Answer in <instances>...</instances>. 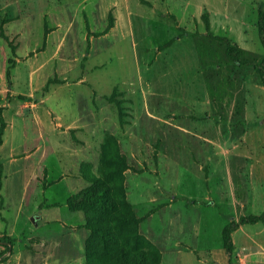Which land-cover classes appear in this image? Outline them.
<instances>
[{"label":"rangeland","instance_id":"obj_1","mask_svg":"<svg viewBox=\"0 0 264 264\" xmlns=\"http://www.w3.org/2000/svg\"><path fill=\"white\" fill-rule=\"evenodd\" d=\"M124 1L133 24L116 46L107 34L118 0H0V264H86L90 230L67 199L89 185L87 174L137 220L142 248L161 257L182 249L187 264H264V220L239 225L232 253L224 249L225 226L264 203L253 204L258 183L243 159L231 160L229 179L225 158L213 156L225 149L227 114L247 100V68L264 56L249 30L257 40L233 61L214 18L228 6L255 23L264 0H177L172 26L138 18L140 7L160 17L167 2ZM184 5L194 13H177ZM169 53L180 86L200 78L194 57L201 66L198 101L211 115L184 111L178 122L192 132L173 125V105L159 93L174 81L157 69ZM192 231L201 233L198 248Z\"/></svg>","mask_w":264,"mask_h":264},{"label":"crops","instance_id":"obj_2","mask_svg":"<svg viewBox=\"0 0 264 264\" xmlns=\"http://www.w3.org/2000/svg\"><path fill=\"white\" fill-rule=\"evenodd\" d=\"M152 1V0H148ZM163 2H167L169 7L164 9L161 12V16H157L156 8H153L155 11L151 12L149 9L140 7L138 10L139 12V20L145 21L144 23L148 24L150 21L157 20V21H167L173 25V19L171 15H173V5L177 7V0H161ZM125 3V4H124ZM142 8V9H141ZM179 10V7L177 8ZM195 9L191 5H184L177 11V13L181 12L183 15L193 14ZM132 12L131 7L127 2L124 0H118L116 3L115 8L113 9V15L115 18V24L110 29V33L107 35L115 37L118 41L116 46L119 45L120 39L127 36L125 30L128 28H132L133 20H132ZM151 13H155V17H152ZM218 14L214 19L217 21L219 25L216 27V23L214 25L215 30L218 33H223L221 35L228 37L233 43H235L238 47L245 51H251L252 42L256 41L257 39L254 37H249V30L251 33H257V26L255 23H247L246 18L243 17H231L232 14L231 8L228 6L224 7L221 11H218ZM186 19V18H185ZM147 21V22H146ZM168 24V25H170ZM130 34V29H129ZM165 57H171L169 53ZM170 64L165 63L163 66H158V72L160 71L164 77L170 76L171 79L174 81L171 82V85L168 89L164 91H160L159 93L164 98L166 97L167 100H170L172 103L171 108V122L173 125L180 127L181 129L186 130L187 132H192L189 129H185L182 127V123H179V117L184 115V111H194V115L196 116H206L207 120L210 119V107H206L203 103H201L198 98V94L203 90L204 79L202 77L201 66L198 62H196V58L194 57L192 71L194 74L198 73L200 75L199 80H194L191 82V86L188 84L181 85L177 81L179 79V74L175 73V69L173 66V60L169 59ZM169 66V70L167 67ZM174 70H171V69ZM163 69V70H162ZM247 75H251V78H247L248 76H244L241 83V88H244V91L247 95V100L242 106L239 108V114L237 115V111L235 110L237 107L234 104L231 111L227 114V118L225 119L227 125V137L224 140L226 142L225 149L223 150H214L213 156L219 155L222 158H225L227 171H228V178L230 179L231 175L234 173L231 166V160L234 158L243 159L244 165L250 166V174H251V181H256L258 183L257 190L253 196L255 200L253 204L256 205L257 203H264V101L260 99V95L264 93V86L259 84L257 79L256 70L253 68H247ZM246 77V78H245ZM196 79V77H195ZM188 119V118H187ZM224 119V118H223ZM222 119V120H223ZM201 119H197L196 124H201ZM240 127L239 132L233 131L236 127ZM180 132H183L180 130ZM196 135L200 137L201 141L207 139L210 140V137L203 134L202 130L197 132ZM210 152V153H209ZM208 153L210 157L212 156V151L203 149L201 154ZM181 196L184 195L180 193ZM234 201H236L237 196L233 193L232 196ZM258 205V204H257ZM264 211V206L261 208L260 212L257 214L252 215H259ZM264 220V219H263ZM262 220V221H263ZM259 221V222H262ZM256 222V223H259ZM254 223V224H256ZM181 231H178V233ZM180 234H184L182 231ZM188 234H191L193 238H195V245L197 248L199 247L198 239L201 238V233L197 231H192ZM194 247V245H193ZM179 252V259H183L182 264H187V257L183 258L184 251L182 249H176L168 254L163 253L161 257L160 264H174L176 259L178 258L174 252ZM191 251V250H190ZM184 252V253H183ZM191 253L194 255V251L192 250Z\"/></svg>","mask_w":264,"mask_h":264},{"label":"trees","instance_id":"obj_3","mask_svg":"<svg viewBox=\"0 0 264 264\" xmlns=\"http://www.w3.org/2000/svg\"><path fill=\"white\" fill-rule=\"evenodd\" d=\"M259 40L264 48V2L257 7L256 19ZM227 55L233 61L232 52L241 55L245 50L238 47L228 37ZM258 71L261 85L264 86V56L258 63L251 66ZM0 140L3 134L4 123L1 119ZM84 179L88 186L67 199L70 211H81L85 214L84 226L90 230V237L86 242V264H159V253L142 248V238L137 227L132 223L137 220L126 216L119 207V203L112 196L110 186L100 177L87 174ZM264 219V211L259 215L243 216L237 223H230L222 231V242L228 254L232 253L233 243L231 232L241 224H254ZM12 244L13 240L9 239Z\"/></svg>","mask_w":264,"mask_h":264}]
</instances>
